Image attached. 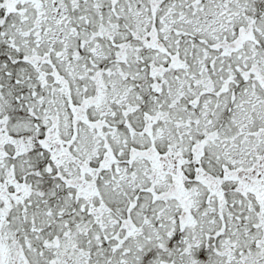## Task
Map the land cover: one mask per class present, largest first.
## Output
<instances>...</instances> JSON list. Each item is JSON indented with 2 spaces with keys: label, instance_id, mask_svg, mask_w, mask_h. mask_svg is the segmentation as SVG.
I'll use <instances>...</instances> for the list:
<instances>
[{
  "label": "rangeland",
  "instance_id": "obj_1",
  "mask_svg": "<svg viewBox=\"0 0 264 264\" xmlns=\"http://www.w3.org/2000/svg\"><path fill=\"white\" fill-rule=\"evenodd\" d=\"M102 1L109 7L102 15L109 17V27L105 34L110 36L109 40L112 42L88 46L89 55L85 53L88 59L96 60L99 66L103 63L102 71L100 67L90 70L89 62L82 57V47L68 44L67 38L72 40L69 37L72 31L58 21L63 18L60 17L64 13L63 8L49 5L51 8L45 15V25L53 31H48L45 39L53 40V43L59 45L56 48L67 51L66 54L73 57L67 64L76 66L72 72L76 75L73 80L76 92L74 98L80 106L77 114L83 113L88 119L108 121L112 114L116 113L118 117L120 113L121 118H125V123H128L127 114L131 112L130 109L140 104L139 95L132 92V88L137 92H148L150 85L156 88L164 86L170 94L145 95V105H139L143 108L142 116L148 112L156 115L161 109L160 119L155 118L151 122L155 136L154 148L161 153L155 156V160L142 154L131 157L134 149L151 150L149 135L146 134L150 126L148 119L143 126L136 124L140 129L134 126L132 117L131 125L116 128L105 121L99 122V127L91 129L78 116L77 119L81 121L76 126V138L71 147L76 156L92 155L97 167H101L96 170L100 176H94L101 189L100 198L96 197L97 193L93 188L86 189L80 195L82 199L78 197L73 200L68 197L70 191L58 196L54 195V189L49 192L43 187H29L31 195L25 197L21 204V199L14 201L18 212L9 215L4 226L0 227V244H4L2 258L6 261L10 258V262L13 260L6 254L5 249L9 246L7 242L15 244L14 253L21 245L43 246L41 242L47 239V234L52 230L37 239L31 230L42 227L37 226L35 221L23 219L27 216L34 219L35 213L41 209L47 211L46 208L50 206L44 207V204H63V208L68 211L63 214H69L72 222L69 228L65 225L61 228L59 223L61 233L71 230L86 231L87 237H80L84 245L92 248L102 243L101 246L106 248L105 261L98 259L97 247L92 252V259H87L86 255L80 264L264 263V229L259 230L262 231L259 236L245 233V223L249 225L252 221L239 222L246 215L243 201L227 195L228 191L225 195L223 191L209 188L208 191L222 195V198L217 199V196L208 195V191L186 186L195 181L215 186V183H220L225 178L227 181L234 178L240 183H263L264 89H259L255 82L258 73H252V70L254 71V66L258 67L264 77V0H119L115 6L116 11H113L111 1ZM150 5H154L151 10ZM52 13L57 16L54 17ZM119 19H123L125 25H134L136 30H142L147 23H155L159 28L168 27L167 30L177 28L178 32L185 29L193 34L199 29L202 45L196 50V57L190 59L189 70L181 69L176 72L177 67L161 65L168 72L158 74L160 80L153 72H141L134 76L138 71L125 57L124 49L128 41L121 46L120 34L112 27L113 22ZM5 20V17L0 19V44H4L3 38H7L2 35L10 31V23L22 32L27 26V22ZM246 25H252V33L241 30ZM115 27L119 29L118 24ZM94 35L96 37L98 34ZM13 38L15 39L14 36L11 37ZM174 38L175 36L171 39ZM239 38L241 45L234 47L233 42ZM8 42L10 46L15 45L11 40ZM14 42L22 43L17 39ZM227 42H232L233 48ZM209 45L214 47L213 51L209 50ZM13 50L21 48L13 47ZM74 50L79 52L76 54ZM131 55L132 53L130 58ZM157 56L155 58L159 61ZM216 56L218 59H215ZM40 61H28V76L16 77L14 80L15 86L24 85L23 91L18 92L22 101L17 100L18 95L14 89L10 90L11 85L2 83L0 78V167L7 165L1 158L4 157L7 141L12 146L8 148L18 152L14 166L20 170L26 168L23 156H29L38 146L37 140L32 137L36 134L31 129L32 123L37 126L43 122L41 119V122L35 121L34 114L38 113L41 118L48 117L44 122L48 124L49 130H53L55 119L64 112L59 106L62 102L60 95L52 91L54 84L65 86L53 76L54 71L43 68ZM1 68L3 65L0 62V70ZM150 75L158 81L149 79ZM93 78H98V89L95 91L93 88L92 92L82 94V86L87 87L94 81ZM63 97L67 99L69 95ZM108 101L112 103L114 111L109 107ZM64 104L68 105V102L64 101ZM15 115H21V118ZM69 126H72L71 122ZM65 128L66 126L62 127ZM26 132H29L28 135H22ZM131 133L133 135L130 137ZM102 134L115 136L105 143L97 138ZM159 135L162 137L158 138ZM203 139L207 142L204 149L201 145L199 148V141ZM261 143L262 158L253 162H259L257 165L244 170L241 164H234L242 162L244 167L253 164L250 157L254 154L251 151ZM106 145L113 151L128 150V163L125 166L118 165L115 172L109 170L113 164L106 165V158H112L101 149ZM39 155L33 153V161H37ZM55 156L58 157L57 154ZM204 160L220 162V170L216 172L213 169V173L202 169L201 167H206ZM198 161L200 163L197 165ZM177 165L181 166L180 170L186 167L184 173L187 183L178 187L175 192H170L165 185L168 180L166 172H176ZM39 168L38 164L33 168L36 170L32 174L35 186L43 180L37 170ZM57 172L45 174L46 179L51 183L57 182ZM220 172L222 175L218 176ZM197 193L204 196H197ZM42 199L49 201L43 202ZM185 201L188 203L187 208ZM222 204H225L223 211ZM26 208L28 213H24ZM259 212L263 213V217L257 224L264 226V212L260 208ZM40 225H46V222L40 221ZM247 230L253 231L251 226ZM63 240L68 241L67 237H63ZM65 241L63 243L67 245ZM50 251L54 255L45 253L44 264H51L52 260L56 264L67 263V254L59 253L58 250ZM28 257L33 263L40 260L34 251ZM15 260L17 261L16 257Z\"/></svg>",
  "mask_w": 264,
  "mask_h": 264
},
{
  "label": "flooded vegetation",
  "instance_id": "obj_2",
  "mask_svg": "<svg viewBox=\"0 0 264 264\" xmlns=\"http://www.w3.org/2000/svg\"><path fill=\"white\" fill-rule=\"evenodd\" d=\"M109 1H111L113 11H116L115 6L118 4L119 0ZM49 5H56V7H58L59 9H64V13L60 16L63 18L59 19L58 21H61L62 24L66 25L67 28L72 31L69 36L72 38V40L67 38L68 44L72 46L82 47V57L87 59L88 62H90V59H88L85 55V53L89 55L87 50L88 46L94 44L96 46H100L103 43H109L110 36L105 34V30L109 27V25L107 24V22L109 21V17H103L102 15L108 10L109 7L107 6V3H103L102 0H0V19L5 17V22L8 19L11 21L18 20L19 22H27L26 28L24 27V32L18 30L10 23V31L7 34L2 35V37H7L3 38L6 54L0 55V62L6 64L20 62L22 64L21 68H24V70H21V72L25 75L28 72L26 70L28 69V61H32L35 59L41 60L40 62L43 63V68H46L49 64V68L54 71L53 76L57 77L62 85L65 86L62 87L59 84H54L55 86L53 88V92L58 93L62 96L67 94L69 95L67 99L62 98L63 101L68 102V105L64 104V108L66 109L64 115L69 114V120L72 121V124H75L77 119L78 106L73 101L72 97L73 94H76L73 81L74 76L72 75V71L76 69V66L67 64V62H70L73 58L71 55L66 54L67 51L56 48L59 45L53 43V40L48 41L47 39H45V36H47L46 33L48 31H53L52 29L47 28V26L45 25V22L47 21L45 15L47 12H49L48 9L51 8L49 7ZM153 6L154 5H150V8H152ZM52 15L54 17L57 16L54 13H52ZM94 18L96 19V21H94ZM51 19L52 18H48V20ZM113 23L114 25H112V27L117 30L118 34H120V39L122 40L121 46L124 45L125 41H128V45L124 50L125 52H130V54L132 53V55L130 58V54L126 53L125 57H127L130 61V65L138 71L134 73V76L140 75L141 72H153L155 75H158L164 71L168 72L167 70H163L161 68V65H168L170 68L177 67L175 70L176 72H179V70L184 68L183 61L184 59L189 57V49L186 48V44L188 41L186 38L187 33L181 32L178 38L174 40L175 47H173L172 44L169 43L171 40L163 37V35L154 28V25H147L148 27L144 26L142 30H136L134 28V25H125L123 19H119L117 22ZM117 24L119 29L115 27L117 26ZM95 33L98 34L96 37L94 35ZM59 34H61V32H59ZM13 36L15 37V39H11V37ZM16 39L21 40L22 43H15L14 41H16ZM9 40L13 41L12 44L15 45L10 46V43L8 42ZM240 41L241 38L235 40L233 43L234 47L241 45ZM13 47H15L16 49L20 47L21 50H13ZM12 52L14 54H12ZM74 52L77 54L79 51L74 50ZM154 56H157L160 59L159 61H157L158 64L153 61ZM254 71L258 72L256 69H254ZM6 73L11 75L12 72L7 71ZM41 73L42 72H40V74ZM157 75V79L160 80V75ZM152 78L154 81H158L154 76L150 75L149 79ZM256 79L260 80L262 82V85L264 86L263 77L258 75ZM148 84L150 83L148 82ZM162 89H164V87L162 86L156 88L150 85V90L148 91V93H152L153 90L162 91ZM133 91H135L134 88H132V92ZM139 93H141V91H139ZM80 116H82L81 113ZM59 121L60 118H58L56 122L55 133L52 134V136H50V134L48 133V138H45L43 140V142L45 143L51 141V143H47V147H49L50 145L54 147L52 159L55 161V164L52 162L51 165H47L45 168L40 167V170L37 169L38 171H40L41 176H43V180L39 182V184L45 189V191L52 192L50 189H54V195L58 196L59 194H64L65 192L70 191L68 197L73 200L78 199V197H80V195L89 188L95 189L98 194L99 186L96 183L94 177V168L89 164V160H85L84 162L78 161L77 156L72 152L71 148V144L73 143L75 134H60L58 131L59 126L57 124L59 123ZM87 122L91 123V121L89 120H87ZM251 133H253V131H251ZM262 144L263 143L258 144V146H254V148L252 149L251 152H253L254 157H250L251 161H253V159L258 160L259 158H262L263 148L260 146ZM55 154H57L58 157H56ZM72 162H74L75 165L70 167V164H72ZM258 163L259 162L253 163L248 169L253 168L254 164L257 165ZM76 164L78 165V167L76 166ZM243 169L245 170L246 168ZM29 171H32V173H30ZM35 171L36 170L33 168L20 170L18 167L14 166V162L12 159H10L9 166L0 167V227L4 226V223L8 220V216L11 215L15 209H17L13 204L14 201H18L21 199V201L19 202V204H21L22 200L25 197L31 195L32 192H30V188L33 185L28 183V179H32L31 175L35 174ZM43 171L48 174H52L54 172L56 173V171H58L56 175L57 182H49L44 176ZM167 177L168 181L166 187H169L170 192H175L178 187L184 184V175L182 173V170H180L179 165L176 166V172L168 171ZM171 177L173 178L174 182H171ZM217 187H220L222 189L224 187H228L232 191V194L238 195L240 198L243 197L245 199L246 203L248 204V209L246 211V215L240 218L241 221L261 220V218L263 217V213L259 212V208L262 212H264V179L263 183L232 182L230 184H220ZM79 199H82V197H80ZM42 201L48 202L49 200L42 199ZM52 201L56 202L57 200ZM24 202L28 205V202L26 200ZM61 205L63 204L56 206L53 204H44V207L50 206L46 208L47 211L41 209L35 213L34 219H29V216H27L26 219H23V221H35V224L37 226L42 227L38 230L36 228L31 230V233L34 236L36 235L37 239H40V237L44 233L47 234L48 230H52L49 235L47 234V239L41 242L43 246L24 247L21 245L18 246L19 248L14 253L15 248L13 246H15V244L7 242L9 246L5 249L6 254L10 255V257L13 259L12 262L16 261L15 257L17 258V261L15 263H12L10 262V258H8L7 261L2 258V245L4 244L1 243L0 264H44L45 253L49 252L51 253V255H54L50 250H58L59 253L67 254L69 257L66 264H80L82 260L85 259L84 257L86 255H88L87 259H92V252L97 247H99V249L96 250L99 251L98 259L100 258V261L104 259L105 261L106 248L104 246H101L102 243H99L98 246L88 248L87 244L84 245V243L81 241L80 237H83L84 235L87 237L86 231L71 230L69 232L66 231V233L65 231L61 233L59 229V223L61 224V228L62 225H65L69 228L70 223L72 222L69 218V214H63L68 211ZM28 212L29 210L26 208L24 210V213ZM40 221L46 222V225H40ZM67 222H69V225ZM259 227L261 226L257 225V228ZM253 232L254 231L249 232L248 230H246L245 233L253 234ZM256 233L259 236L260 234H262V231L256 230ZM169 234H171V232ZM63 237H67L68 241L66 242L65 240H63ZM63 241L68 244L65 245ZM52 243H54V246H52ZM31 251H34L36 255H39L40 260H37L34 263L31 262L28 257V254H31ZM15 254L18 255L15 256ZM85 262H87V260H85ZM51 264H56V261L52 260ZM103 264H107V262ZM223 264L253 263L228 262Z\"/></svg>",
  "mask_w": 264,
  "mask_h": 264
},
{
  "label": "trees",
  "instance_id": "obj_3",
  "mask_svg": "<svg viewBox=\"0 0 264 264\" xmlns=\"http://www.w3.org/2000/svg\"><path fill=\"white\" fill-rule=\"evenodd\" d=\"M142 99V97H140V100ZM200 163V161H198V164ZM209 163V164H208ZM197 164V165H198ZM204 164L206 165V167H203V168H208V169H210V171L211 172H213V169H215L216 170V172L217 171H219L220 170V162H218V161H211V162H209V161H205L204 160ZM220 175H222V173L220 172L219 173V175L218 176H220ZM196 182V181H195ZM198 182V181H197Z\"/></svg>",
  "mask_w": 264,
  "mask_h": 264
}]
</instances>
